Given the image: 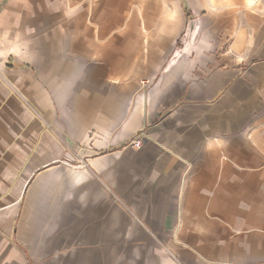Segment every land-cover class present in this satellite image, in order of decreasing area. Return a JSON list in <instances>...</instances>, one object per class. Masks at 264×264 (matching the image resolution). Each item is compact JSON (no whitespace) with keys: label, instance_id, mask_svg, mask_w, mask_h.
Wrapping results in <instances>:
<instances>
[{"label":"crops","instance_id":"crops-1","mask_svg":"<svg viewBox=\"0 0 264 264\" xmlns=\"http://www.w3.org/2000/svg\"><path fill=\"white\" fill-rule=\"evenodd\" d=\"M0 264H264V0H0Z\"/></svg>","mask_w":264,"mask_h":264},{"label":"rangeland","instance_id":"rangeland-1","mask_svg":"<svg viewBox=\"0 0 264 264\" xmlns=\"http://www.w3.org/2000/svg\"><path fill=\"white\" fill-rule=\"evenodd\" d=\"M51 127V126H50ZM52 134L53 133H55V135H57L59 138V140L62 142V143H64L65 145H67V146H69V144H68V141L63 137V134H61V133H59V132H57V131H53V132H51ZM65 160L68 162V163H71V164H73V163H75L74 162V156H70V157H67V158H65Z\"/></svg>","mask_w":264,"mask_h":264},{"label":"built area","instance_id":"built-area-1","mask_svg":"<svg viewBox=\"0 0 264 264\" xmlns=\"http://www.w3.org/2000/svg\"><path fill=\"white\" fill-rule=\"evenodd\" d=\"M131 144L137 148L141 147L143 144V138L141 136H137L131 141Z\"/></svg>","mask_w":264,"mask_h":264}]
</instances>
